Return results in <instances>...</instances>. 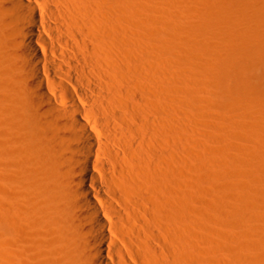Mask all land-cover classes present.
Wrapping results in <instances>:
<instances>
[{
	"label": "rangeland",
	"instance_id": "1",
	"mask_svg": "<svg viewBox=\"0 0 264 264\" xmlns=\"http://www.w3.org/2000/svg\"><path fill=\"white\" fill-rule=\"evenodd\" d=\"M243 1L86 2V22L91 17L103 37L102 51L120 71L110 75L117 84L107 87L116 90L122 108L134 107L129 115L150 125L130 132V124H121L128 129L120 138L131 157L143 154L149 165L139 177L128 175L151 184L148 173L163 160L168 191L179 190V199L171 191L166 195L167 218L174 220L179 210L184 217L179 255L165 249L164 264H264V40L256 31L260 25L246 17L257 5ZM1 68L0 264H59L63 230L39 215V193L27 189L34 178L35 186L48 180L24 154V141L34 138L28 86ZM91 80L87 89L96 84ZM93 97L84 104L99 108ZM166 221L161 243L168 245L178 233Z\"/></svg>",
	"mask_w": 264,
	"mask_h": 264
},
{
	"label": "bare ground",
	"instance_id": "2",
	"mask_svg": "<svg viewBox=\"0 0 264 264\" xmlns=\"http://www.w3.org/2000/svg\"><path fill=\"white\" fill-rule=\"evenodd\" d=\"M86 2L89 0H0V68L12 70L28 86L24 93L34 109V138L24 141L23 152L40 164L38 171L43 170L48 179L38 181L36 186L35 178L31 180L34 184L28 180L32 186L27 182V189L39 193L35 194L42 211L37 209L38 214L55 223L59 232L63 230L59 264H164L163 251L175 253L180 248L184 219L179 218L184 217H178L182 214L179 210L176 220H169L170 203L166 201L170 191L179 199V190L173 187L168 191L163 160L153 164L156 169L148 173L152 186L151 181H132L133 175L139 177L149 165L143 154L131 157L120 136L128 129L143 131L150 125L141 117L136 120L129 115V108L134 107L127 104L122 108L125 104L116 90L107 87L117 84L116 76L110 75L118 66L114 67L115 63L109 61L111 55L102 51L103 37L91 17L86 22ZM247 2L249 8L257 5L246 17L247 21L251 18L249 24L253 21L251 24L260 25V31L253 27L264 40V0ZM89 27L93 38L86 37ZM89 79L96 83L91 89L85 87ZM120 86L116 87L119 93ZM91 96L100 103L99 108L84 104ZM261 113L264 118V102ZM123 123L130 128H123ZM4 126L10 132V127ZM176 202L177 206L181 204ZM166 220L168 229L178 233L177 237L174 232L177 239L174 237L168 245L161 243ZM175 255L177 258L179 253Z\"/></svg>",
	"mask_w": 264,
	"mask_h": 264
}]
</instances>
